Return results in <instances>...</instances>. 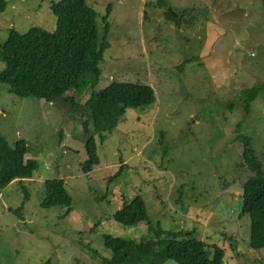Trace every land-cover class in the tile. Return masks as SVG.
<instances>
[{"label": "rangeland", "instance_id": "1", "mask_svg": "<svg viewBox=\"0 0 264 264\" xmlns=\"http://www.w3.org/2000/svg\"><path fill=\"white\" fill-rule=\"evenodd\" d=\"M7 1L0 44L11 28L56 29L51 5L58 0ZM86 3L101 27L111 6L99 81L68 89L64 108L0 83V132L10 145L24 139L25 156L38 163L32 181L0 190V264H102L112 255L105 233L149 234L146 220L124 224L113 216L139 195L153 227L189 229L222 246V264H261L264 247L252 248L251 217L241 215L243 186L254 172L237 136L252 138L264 167V0ZM115 80L149 85L153 101L128 107L104 139L94 135L100 162L83 174V129L92 128L83 104ZM259 84L247 112V88ZM56 178L72 197L68 214L65 206L41 207L44 183Z\"/></svg>", "mask_w": 264, "mask_h": 264}, {"label": "trees", "instance_id": "2", "mask_svg": "<svg viewBox=\"0 0 264 264\" xmlns=\"http://www.w3.org/2000/svg\"><path fill=\"white\" fill-rule=\"evenodd\" d=\"M7 6V0H0V12L5 11ZM51 9L57 17L56 29L33 26L24 32L14 28L9 30L7 38L0 44V61L5 63L0 69V83L7 84L9 92L18 96L55 101L64 108L60 102L68 104L64 96L68 89L80 88L100 80V61L110 44L108 33L111 6L107 7V13L101 17L102 27L97 23L96 11L87 5L86 0H58L51 5ZM165 16L167 19L172 18L168 12H165ZM262 87L259 84L247 88V97L244 99L247 112ZM152 101V88L138 82L115 80L106 88L90 93L83 104L92 125L91 130L83 129L89 132L84 142L87 158L80 166L83 174L100 162L94 135L104 139L106 132L116 128L128 107H144ZM73 102L70 104L77 109L79 105ZM237 139L243 144L242 157L245 164L254 172L243 186L241 215L249 214L251 217L250 245L252 248H262L263 162L253 147L250 136L240 132ZM28 151L29 147L24 139H18L10 145L0 132V190L11 181L33 178L38 163L25 156ZM117 176L119 172L115 177ZM44 186L46 196L41 207L61 205L67 207L66 214L70 213L73 201L65 181L60 178L51 179ZM113 216L124 224L146 220L150 232L141 238L105 233L104 244L112 250V255L104 258L102 264H162L167 259H173L179 264L223 263L224 248L216 243L211 245L189 229H163L158 225L153 227L149 222L144 199L140 195L131 200L125 199L123 206ZM261 264H264V259Z\"/></svg>", "mask_w": 264, "mask_h": 264}, {"label": "crops", "instance_id": "3", "mask_svg": "<svg viewBox=\"0 0 264 264\" xmlns=\"http://www.w3.org/2000/svg\"><path fill=\"white\" fill-rule=\"evenodd\" d=\"M29 181H32V179H30Z\"/></svg>", "mask_w": 264, "mask_h": 264}]
</instances>
